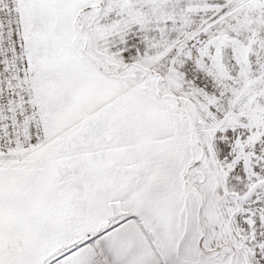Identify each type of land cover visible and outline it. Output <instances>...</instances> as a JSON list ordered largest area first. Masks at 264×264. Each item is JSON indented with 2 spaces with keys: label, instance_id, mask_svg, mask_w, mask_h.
Instances as JSON below:
<instances>
[{
  "label": "snow or ice",
  "instance_id": "obj_1",
  "mask_svg": "<svg viewBox=\"0 0 264 264\" xmlns=\"http://www.w3.org/2000/svg\"><path fill=\"white\" fill-rule=\"evenodd\" d=\"M0 264H264V0H0Z\"/></svg>",
  "mask_w": 264,
  "mask_h": 264
}]
</instances>
